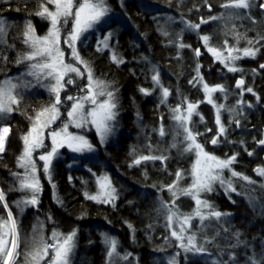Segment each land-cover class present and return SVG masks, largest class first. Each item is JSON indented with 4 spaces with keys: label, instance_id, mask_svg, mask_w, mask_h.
Masks as SVG:
<instances>
[{
    "label": "trees",
    "instance_id": "16d2710c",
    "mask_svg": "<svg viewBox=\"0 0 264 264\" xmlns=\"http://www.w3.org/2000/svg\"><path fill=\"white\" fill-rule=\"evenodd\" d=\"M142 1L132 0L126 3V10L116 9L124 14L127 20H122V25L119 26L120 32L117 35V52L125 61L124 63L113 62L106 51L96 50L93 43L80 49L81 54L99 78L108 82L117 95L121 134L116 137V140H112V144L104 148L99 147L100 160L105 161L106 169L113 172L117 183H122L130 189L132 185L129 183L130 179H132L131 182H139L132 190L135 192L137 201H140V196L145 193V190L149 192L148 197L157 198L156 190L153 191L150 184L159 187L160 184L156 183L169 182L177 170H187L188 159L185 156L180 162L174 161L175 159L171 157L175 154V150L168 146L171 139L164 138L162 141V138H157L155 135L158 132L160 118L170 113L176 97L183 93L185 95L189 93L187 97L200 95L197 88H194V84L189 83L194 71L191 67L195 57L194 49L200 47V42L197 41L195 32H187L183 29L182 22L177 19V16L196 23L199 18L212 13L218 16L223 14V18L231 15L232 21L227 22L225 28L233 29L232 35L236 37L239 34L242 37L240 41L243 43H247L250 39L255 40L257 35L264 36V11L258 6L264 0H256L255 7L235 17L231 10L221 7L226 0H207L211 5L210 9L205 5L204 0H186L184 3L183 0ZM39 2L40 0H0V14L10 20L6 44L0 46V57H3L0 58V81L7 75L19 72L25 65V62L18 64L16 61L28 49V45L23 42L26 23L31 21L38 30L42 28L41 18L35 15V12L39 10ZM249 15L252 19L248 18ZM167 18L170 21L175 20L172 25H167ZM216 24H211L207 30L203 28L201 30L202 32L212 31L211 33L214 34L218 28ZM225 28H218V32L224 34ZM164 32L168 35L165 36ZM179 35L182 36L185 44L183 48L178 47ZM229 38L233 39L232 36ZM255 47L259 48L255 58L244 59L241 62V65L252 73L251 80L247 81L246 86L243 85L245 88L253 89L251 94L243 96L251 107L249 104H245L243 108L238 107V97L234 92H237L239 88L233 82L236 75L224 78L228 87V100L225 103L227 111L223 114V124L227 134L226 137L220 138V143L216 147L211 148L220 155H236L234 168L253 180L257 178L254 170L264 166L262 160L264 145L258 144V141L264 137V70L259 68L260 63L264 62V40ZM155 71H158L162 82L171 88L169 105L167 103L161 106L157 98L147 96L140 91V89L150 88ZM202 73L207 75L221 73V68L214 67L208 71L203 69ZM171 74L175 78H171ZM180 78H182L181 82H179ZM218 79L223 80V77ZM21 97L17 110L7 116L3 122L11 131L8 135L6 150L0 155V189H3L7 203L18 221L22 241L30 242L33 235L39 232L49 237L54 230L68 233L75 229L77 235L73 264H106L100 241L101 232L112 231L116 234L121 248L137 254L141 264H149L154 245L158 244L157 234L162 229L163 215L159 217L149 215L150 210L146 208L147 206H141L140 202L132 204L133 198L129 195L119 199L115 206L96 204L88 200L84 197V187L80 184V178L83 177L86 180L88 176L69 170L62 162H57L54 166L56 186L54 192L44 184L42 203L37 208H29L23 212L16 206L15 202L22 200L24 195L19 188V180L13 176V173L21 174V167L17 162L23 151L21 137L30 129L31 123L28 117L34 116L49 103L44 91L20 94L18 98ZM236 120H239V125L236 124ZM166 121L164 119L165 124ZM205 123H200L201 128L199 127L198 130L210 129L211 132L209 136L206 135L207 138L203 136L202 141H208L211 134L215 133L211 114L206 115ZM201 133L204 134L205 131ZM159 140L165 142V147L168 149L157 151L168 154L169 158L165 160V166L160 161L142 162L136 167L131 165L132 159L140 152L138 147L143 145L146 148L143 152H146L151 149V145H157ZM92 141L98 145L95 140ZM136 152L138 154H135ZM146 175L152 178L146 179ZM221 191L215 190L209 199L221 211L231 213V220L227 223H213L212 226H208L206 235L210 238L215 236V239L223 237L222 241H219L220 244L214 241V244L208 246V254L201 257L184 258L180 253L181 259H178V264H212L216 259L227 261L228 264H247V258L254 253L257 259L264 254V209L260 210L256 205L255 208L250 202H244L242 199L232 202L220 194ZM6 213V209L0 204V216H6ZM129 223L133 231L128 228ZM34 230L37 232L35 233ZM236 231L242 234L240 239L247 241V246L231 248V245L235 243L232 233ZM21 250H24L23 243ZM221 251L224 253L223 256H220ZM229 253L235 254V261L230 260Z\"/></svg>",
    "mask_w": 264,
    "mask_h": 264
},
{
    "label": "snow or ice",
    "instance_id": "6c2138e0",
    "mask_svg": "<svg viewBox=\"0 0 264 264\" xmlns=\"http://www.w3.org/2000/svg\"><path fill=\"white\" fill-rule=\"evenodd\" d=\"M204 3L209 9L211 8L207 0H204ZM49 5H54V10L50 9ZM255 6V0H226V2L221 5V7L225 9L238 10H250ZM259 8L264 11V2L259 4ZM110 11L111 9L106 0H40L39 10L35 12V15L50 22L51 27L49 31L44 36H38L31 21L27 22L25 25L23 42L29 46L30 51L22 54L16 62L18 64L24 61L32 62L28 66L29 74L36 77L38 81L40 79L51 78L54 83L49 86V91L54 94L55 101L50 106L43 107L41 110L37 111L34 116L28 117L31 123L30 129L21 137L23 141V151L18 157L17 162L19 166L24 169V172L23 174L13 173V176L19 180V188L21 190L27 189L30 193V198L15 202L16 206L20 208L21 211L25 206H36L39 203L38 196L42 187L36 175L37 167L33 158V153L36 149L45 147V129H48L60 116L59 105L62 104L60 93L65 88V77L68 76L69 73L83 75L78 67L65 63L64 52L60 48L61 28L67 25L69 20L72 21V27L71 31L67 33L66 43H68V46L72 50V56L79 60L80 63L85 64V67L88 68V83L84 89L87 95L81 97H66L67 101H73L71 109L67 112V116L70 122L74 123L78 128L83 127L86 122L95 125L97 131L100 133L101 141L113 130L111 122L114 121L117 116L115 93L108 90V82L93 78L91 68L80 58L76 49V42L79 41L85 33L101 23ZM222 18L223 14L209 17L211 20H219ZM229 18H232L231 15ZM237 18L239 17L237 16ZM248 18L252 19L250 15ZM207 22V20L201 18L200 23L186 21L185 25L187 28L195 30L200 28V24ZM253 22L255 23V21ZM5 35V22L0 20V42L3 41ZM164 35L167 36L168 33L164 32ZM111 36L112 33H109L104 40L100 42L103 48H109L108 40ZM241 38L242 37L237 34V44ZM209 39L210 37L207 35L202 37L205 45L208 44ZM261 40H264V36L257 35L255 40H247L248 47L242 50L235 46L227 47V55L219 48L209 47L208 51L213 54L217 61L225 63V67L228 71L243 72L244 70L242 68L229 65H234L237 60L243 57H255L256 53L259 51V48L255 46L258 45ZM224 43L227 45V41ZM178 47L183 48L185 45L181 43ZM194 52L195 55H200L199 49H195ZM234 52L236 53L235 55L233 54ZM111 59L117 64L125 62L115 51H113ZM260 68L264 69V64L260 65ZM196 72L197 75L194 77V80L202 84L209 103L212 102L211 93L218 90L222 92L225 91L223 85L210 87L204 82L199 72V65L197 66ZM152 80L156 86L161 88L160 102L162 104L166 103L170 91L168 88L161 85L158 71L152 76ZM66 83L73 84L75 81L69 78ZM189 83L191 84L193 81H189ZM243 85V79L237 81L238 88H242ZM17 87V84L13 83L11 80H5L0 84V155L6 150L8 135L11 131L3 122L8 114L17 110V106L21 103L22 97L18 98L16 94ZM140 91L145 95L150 94L147 89H140ZM246 91L252 93L253 89L248 87ZM100 97L105 98L101 100L99 99ZM256 98L259 100L258 96ZM85 103L91 105V108L87 112L85 111ZM181 103L186 104V108L182 110L181 106L177 105L175 108L171 109V113L172 119L176 122L178 128L182 130L184 142L182 151L187 153L194 152L195 154V161L189 173L192 177V183L187 187H181L180 182L183 179L185 170H178L174 174L175 180L171 184L165 186L172 196L171 203L169 204L168 202L161 201V205L167 213L166 220L171 230L170 236L175 238L178 242V247L183 250L185 255L191 253L198 256L208 254V246L214 244L215 236L210 238L202 231L200 233L193 231L191 221L194 218L198 219L203 228L205 221H219L222 217L231 215V213H223L216 210L215 206L209 201L201 199V194L212 192L214 190L213 185L217 183H219L227 193L236 192L232 180L226 179L223 175L225 169L229 170L232 177H239L249 184H255L256 181L232 169L231 166L236 160V155L221 159L205 150L204 145L197 141V137L202 134L194 132L189 126L193 114L200 116V114L196 112L198 103L194 104L187 102V98H184ZM243 103L242 100L238 101L240 105H243ZM222 107L223 105L217 107L216 124L220 127L217 136L210 141L213 145L219 142L220 135L224 134L226 131L219 118V110ZM249 107H251L250 104ZM229 111H234V109H229ZM137 115L139 116V114ZM160 119L163 120V117ZM200 119L203 120V117L200 116ZM235 122L237 125L240 123L239 120ZM67 129L68 125L65 124L59 131H51L49 133L52 141L51 150L39 156V160L44 161L43 170L48 174L49 180H51V163L53 158L57 156L59 148L67 145L75 152L92 150L93 146L85 137L73 135L69 133ZM158 131L161 136L167 134L163 124L160 125ZM258 144L264 145V139L259 140ZM171 147L175 148L177 145L173 143ZM248 154L252 155V153ZM167 158V156L141 155L134 159L133 163L138 165L141 161L157 159L166 160ZM254 171L257 176L264 177V166L258 167ZM98 184L99 192L95 195L85 193L86 198L115 206V200L118 196L111 178L107 175L99 177ZM53 187H55V185H53ZM260 187L264 188V184H261ZM180 196H189L195 200L196 208L194 212L185 214L179 210L176 201ZM249 202H252V197H249ZM0 204H2L5 209H8L6 216H0V264H19L21 257H23V264H71L70 258L76 248L77 230L74 229L67 234L53 231L50 237L51 243L48 242V238H45L42 232L38 235H33L30 242L26 240L22 241L18 221L9 208L3 189H0ZM174 224H178L179 228L177 229L174 227ZM129 228H132L131 224H129ZM217 235H219V233H217ZM241 235L239 231L232 233V238L235 240V243L231 245V248L235 249L241 245L247 246V241L240 239ZM104 242L111 249L107 252V257L109 264H113V257L119 256V253L116 251L118 242L115 238L108 237L107 235H105ZM22 243L24 244L23 251L21 250ZM130 255V253H127L123 257H120V259L127 260ZM179 255V252L173 255L169 264H178L177 257ZM223 255L224 253L221 251L220 256ZM229 258L232 261L236 260L234 253H229ZM247 259L248 264H264V254H262L260 259H257L254 253ZM212 264H228V262L216 259L213 260Z\"/></svg>",
    "mask_w": 264,
    "mask_h": 264
},
{
    "label": "rangeland",
    "instance_id": "374dc122",
    "mask_svg": "<svg viewBox=\"0 0 264 264\" xmlns=\"http://www.w3.org/2000/svg\"><path fill=\"white\" fill-rule=\"evenodd\" d=\"M129 1H132V0H106L108 6L111 9L110 13L104 18V20L101 23H99L93 29H91L87 33H85L81 37V39L76 42V49L79 53V56L91 68L94 79L103 80V79L99 78V76L96 74V72L94 71V69L90 65V63L83 57L80 49H81V47H85V46L93 43L96 50H98V46H99L98 51H100V52L106 51L107 54L109 55L110 59H111V55H112L113 51H115V53L119 56V53L117 52V50H118V47H117L118 36L117 35L120 32L119 26L122 25L123 19H124L123 21L126 20L125 19L126 16L116 9L118 8L120 10H126V3ZM185 1L186 0H183V3ZM260 3H262V2H260ZM49 7H50V9L54 10L55 6L49 5ZM229 10L232 11L233 17H235L236 15H240L241 13H244V11H247V10H238V9H229ZM211 16H218V15L217 14L213 15V13H212L210 15H206V17H202L204 20H207L208 22L204 23V24H200V28L195 29V30L189 29L186 27L185 22L189 21L188 19L186 20V18L184 19L182 16L181 17L177 16V19H179L182 22L183 29L187 32H192V31L195 32V35L198 37L197 41L200 42V47L195 48V49H199L200 55L199 56L195 55V57L193 58V60H194L193 65H191V67L194 70L193 75L191 76V81H193L194 88H197L200 95L187 97L189 95V93L186 95H185V93H183L180 96H178V98L176 97L174 102H173V105L170 108V113H166L167 116H163V120H160L158 128H157V130H159L160 125L163 124L167 134L165 136H161L159 134V131L157 132V134L155 133L157 138H160V139L162 138V141L164 140V138H170L172 142L170 141V144L168 146L171 147V145L173 143H175L177 145V147H175L176 149L172 147L173 150H175V154L171 155L173 160L175 159L174 161L180 162V160H181V158H183V156H185V158L188 159V164L186 165L187 166V170H186L187 172L184 171L183 179L180 182L181 187H187L188 185H190L192 183V177L190 176L189 173H190L191 166L195 161V154H194V152L187 153V152L182 151V148L184 147L182 130H180L178 128L176 122L172 119L171 109L175 108L177 105H180L181 109L184 110L186 108V104L181 103V101L184 98H187V102L194 103V104L198 103V107L196 109V112L199 113L200 116L203 117V120L200 119V116L193 114V116L191 118V123L189 125L194 132L201 133V132L205 131L204 134L201 133L202 135H199L197 137V141L204 145V148L207 152H209V153H211V154H213V155H215L221 159H225L227 157L232 156V155L227 156L225 154L220 155V154L216 153L215 151L211 150V148H213L214 146L216 147L220 143V138L226 137V134H227V130H226L224 134L220 135L219 142L217 144L213 145L210 143V141L214 137L217 136V133H218L219 127H220L219 125L216 124L217 107L219 105H223V107L220 108V110H219V118H220L221 124L224 126L223 114L227 111L226 107H225V103L228 100V93H227L228 87L226 86V79H224V78H227L230 75H236L234 80H233L235 86H237L238 77H241L244 80V86H246L245 84H247V81L251 80L252 73L249 70L245 69V67H243L241 65V62L244 59L255 58V57H243V58L237 60L234 65H231V64L229 65V66H235L237 68H242L244 70L243 72H239V71L230 72L225 67V63H222L221 61H217L215 59V57L213 56V54L208 51L209 47L219 48L221 51L224 52L225 55H227V52H226L227 47L235 46V47H238L239 49L242 50L245 47H248V44L243 43V41H240V40H239V43L237 44L236 37H234V35H232L234 30L233 29L227 30L225 28L227 26V22L230 23V21H232V18L227 17V18H222L219 20H211V19H209V17H211ZM0 20H3L5 22L6 35H7L8 26L10 25V21L8 20V18L6 16H3L1 14H0ZM174 21H175L174 19H172L171 21L168 18L166 19L168 26L172 25L173 24L172 22H174ZM200 21H201V18H199V20L196 21V23H200ZM40 22H41V24H43V25H41V27H42L41 30H38L37 26L34 23H32V24L35 28L36 34L38 36H44L49 31L51 24L49 21H47L43 18L40 19ZM117 22H119V23H117ZM214 23L218 24V28L224 27L225 28L224 32L226 34L225 33L224 34L219 33L218 28H216L214 34L211 33L212 31L211 32H206V31L202 32V30H201L202 28L204 30H207L208 29L207 27L208 26L210 27V25L214 24ZM71 27H72V21L69 20L68 24L61 28L60 48L64 52L65 63L72 64L73 66L78 67L80 69V71L83 73V75L81 76V75H77L75 73H69V75L65 77V88L60 93V97H61V101H62V104L59 105L60 116L53 124L50 125V127L48 129H45V132H44V137H45L44 145H45V147L36 149L33 153V158L35 160L36 167H37L36 175H37V177L40 181L41 187H42V190L38 196V200H39L38 205L40 203H42L44 184L48 185V187L53 192L56 190V186L53 187V185H55V182H54V175H55L54 174V170H55L54 166L57 162L64 163V165L67 166V168L71 171H76L77 173L81 172V173L88 176V179H86V180L83 177L80 178V184H82L84 187L83 188L84 189L83 190L84 197H86L85 193H88L89 195H95L96 193H98L99 192L98 178L102 177L104 175H107L111 178L112 184L114 185V187L117 190L118 198L115 200V203L119 199L125 197L126 195H129L130 198L131 197L133 198L132 204L140 202L139 204L141 206H145V207L147 206L146 208L150 210V211H148L149 215L153 214L154 216H157V217L163 215L162 216L163 222L161 225L162 229L157 234L158 244L154 245L155 248L151 252L149 264H169L170 259L177 252L183 254L184 258L188 257V256H192L194 258L201 257V255L197 256V255H193L191 253L185 255L183 253V250L178 247V242L175 240V238L170 236L171 230L168 227V222L166 220L167 213H166V210L162 207L161 201L168 202L169 204L171 203L172 196H171L170 192L168 191L167 187H165V186L171 184L175 180V176H173V179H171L167 183H163L162 181H159V183H156V184H160L159 187H156V186L154 187V185L150 184V188L153 191L156 190L155 195L157 196V198L151 197V196L148 197L147 194H149V192L147 190H145V193L140 196V201H137V199L134 195L135 192H132V190H134V185H138L137 183H139V182H137V181L131 182L132 179H130V180L128 179L130 181V182L129 181L128 182L132 184L130 189L128 188V186H125L122 183H117L116 180L114 179L113 172L110 169H106L107 167H106L105 161L100 160L99 147L104 148L107 145L112 144L113 143L112 140H116V137L121 134L122 128L119 125L118 110L116 109V111H117L116 119L111 122L113 130L111 133H109L107 135V137L103 141H101L100 133L97 131L95 125H93L92 123L86 122V123H84L83 127L78 128L75 126L74 123L70 122V119L67 116V112L71 109V105H72L73 101H67L66 97L67 96L81 97V96L87 95V92L84 91V89L88 83V79H87L88 68L85 67V64L80 63L79 60L75 59L72 56V50L68 46V43H66L67 33L69 31H71ZM109 33H112L111 38L108 40L109 48H103L102 45H100V42L102 40H104V38ZM6 35L4 36L3 41L0 42V46L6 44V37H7ZM205 35L210 37L207 45H205L204 41L202 40V37ZM230 36H232L233 39L229 38ZM177 40H178L177 41L178 45L181 43L184 44V41H183L181 35H179ZM225 41H227V45H225V43H224ZM186 44H188V43H186ZM28 51H30L29 46H28L26 53ZM233 54L235 55L236 53L234 52ZM24 62H25V65H24L22 70H20L17 73H13V74L5 76L4 78L1 79L0 84H2V82L5 80H11L13 83L17 84V86H18L16 89V94L18 96L20 94L23 95L24 93H28V92L44 91L45 95L47 94V97L49 99V103L47 104V106H50L55 101L54 94L49 91V86L52 83H54V81L51 78L40 79L38 81L36 77L29 74V67L28 66L32 62H30V61H24ZM198 65H199L200 75L203 77V81L206 82L210 87L215 86V85H223L224 86L225 91L222 92V91L218 90L216 92L211 93V100H212L211 103L208 102L207 94L204 92L202 84L197 82L196 80H194V77H196V75H197L196 69H197ZM214 67H217L218 69L221 68V73H217V74L210 73L208 75L202 73L203 69L208 71ZM156 72L157 71H155V73L153 75H155ZM211 74H212V77H211ZM170 76H171V78H175V76L173 74H171ZM221 76L223 77V80L218 79L219 77L221 78ZM69 78L74 80L75 83L67 84L66 81ZM159 79H160L161 85L163 87L168 88L170 91V95L167 98V102L164 104H162L160 102V100H161V88L156 86L155 83L153 82V80L150 83V86H149L150 88L147 89V90H149V93H150L147 96H153V97L157 98L158 102L161 104V106H165L167 103L169 105V101L171 99V88L168 87L164 82H162L160 77H159ZM181 81H182V78H180L179 82H181ZM247 88L248 87H246V88L242 87V88L237 89V92L236 91L234 92V94H237L235 96L238 97L237 98V104H238V101H241V100L244 102L243 105L238 104L239 108H243L245 104H249V102H247L248 100L243 97L245 94L246 95L251 94V93L246 91ZM108 90L113 91L115 93L116 102H117L116 91L110 84H109ZM230 91H231V89H230ZM104 98L105 97H100L99 99L103 100ZM90 108H91V105L89 103H85V111L87 112ZM204 109H205V111H204ZM10 114H8V116ZM210 114L212 115V122H213L212 124H213V127L215 128V133H214V135L211 134L210 139L208 141H202L201 139L203 138V136H205V137H206V135L209 136V133L211 132V130L210 129L204 130L202 128V130L199 131L198 130L200 127L199 125H200V123H205L206 115H210ZM164 119L167 120L166 124L164 122ZM89 121H90V118H89ZM65 124L68 125L67 130L69 133H71L73 135H79V136L85 137L89 141V143H91V145L93 147H92L91 151L85 150L84 152H75L71 148H69L67 145L59 148L57 156L55 158H53L52 163H51V167H50L51 180H49L48 174H46L43 170L44 161L39 160V156L41 154H46L48 151L51 150L52 141H51V137H50L49 133L51 131H59ZM166 125L168 126L167 129H166ZM224 128L226 129L225 126H224ZM263 139H264V137H263ZM92 140H95L98 143V145L93 143ZM162 141L159 140L157 145H151L150 146L151 149H149V151H146V152H143L146 149L143 147V145L138 147L140 152H139V154L137 152L135 153L138 155H135L134 159L138 158L141 155L167 156L168 157L167 153L157 152L160 149L168 150L167 147H165V142H162ZM207 145L209 147H207ZM179 147H181V148L179 149ZM175 157H177V158H175ZM134 159H132L131 165L133 167H136V164L133 163ZM169 160H171V159H169ZM155 161H160L163 166H165V164H166L165 160L157 159V160L141 161V163L138 164L137 166H140L142 164V162L146 163V162H155ZM234 163H235V161H234ZM234 163L231 166L232 169L238 173H241L234 168ZM183 170H185V169H183ZM23 172H24V169L21 168V174H23ZM223 175L226 179L232 180L233 186L236 188V192L235 193L225 192L224 188L219 183L213 185L214 190L212 192H215V190L217 192H219V190H222L220 194H222L223 196H225L227 199H229L232 202L236 201V199L237 200L242 199V200H244V202H249V197H252L251 205L254 206L255 208L257 206V208H259L260 210L264 209V188L260 187L261 184H264V177H259L255 173V175L257 177V178H255L256 183L255 184H249L247 181H244V180L240 179L239 177H232L228 169L224 170ZM145 178L150 179L152 177H149L148 175H146ZM143 181H145V179H143ZM262 181H263V183H262ZM161 189L164 190L163 193H162ZM22 191L24 192L22 200L30 198V193L27 189H24ZM212 192L201 194V199L209 201L211 204H213L215 206L216 210L223 212V213H228L226 211H221L220 209H218V207L209 199V196L212 194ZM88 200H91V199H88ZM91 201L96 203V204L112 205V204H108V203H101V202H98L95 200H91ZM187 201H189V203H187ZM38 205H36V206H31V205L25 206V207H23L22 211L25 212V210H27L29 208H37ZM176 205L179 208V210L185 214L194 212V210L196 208L195 200L189 196H180L179 199L176 201ZM157 217H154V219H158ZM228 220H231L230 216H224L219 221H215V220L205 221L204 226L202 228L200 221L198 219L194 218L191 221L192 230L197 231L198 233H200L202 231L204 234H207L206 232H207V230H209L208 226H212L213 223H218V222L219 223H221V222L227 223ZM149 227L151 228L152 226L150 225ZM174 227H176L178 229L179 225L174 224ZM39 229L41 230V228H39ZM131 230L133 231L134 229L131 228ZM54 231H58V230H54ZM36 232L37 231H35V233ZM52 232L53 231H51L49 237L44 236L45 238H48L49 243L52 242L50 239ZM58 232H61V231H58ZM39 233H37L36 235H38ZM61 233H64V232H61ZM68 233H70V232H68ZM65 234H67V233H65ZM105 235H107L108 237H111V238H115L118 242L116 251L119 253V256L113 257V264H141L137 254L133 253L131 250L121 248L116 234H114L112 231H103V232H101L100 241H101L103 249H104V254L106 257L105 258L106 264H109L107 252L110 251L111 249L104 242ZM222 239H223V237H221V238L218 237V239H215V242L217 244H220L219 241L220 240L222 241ZM223 243L225 244L226 242H223ZM74 253H75V249H74L73 254ZM127 253L131 254L127 260L120 259V257H123ZM73 254L71 255V258H70L71 264H73ZM178 259L179 260L181 259L180 255L177 257V260ZM19 264H23V258L21 259Z\"/></svg>",
    "mask_w": 264,
    "mask_h": 264
},
{
    "label": "water",
    "instance_id": "95a60500",
    "mask_svg": "<svg viewBox=\"0 0 264 264\" xmlns=\"http://www.w3.org/2000/svg\"><path fill=\"white\" fill-rule=\"evenodd\" d=\"M262 64H264V62L260 63V65H262ZM260 65H259V68H260ZM260 69H261V68H260ZM261 70H264V69H261ZM240 79H242V78H241V77H238L237 81L240 80ZM262 160H263V162H264V154H263V156H262ZM9 208H10V207H9ZM6 211H8V209H6Z\"/></svg>",
    "mask_w": 264,
    "mask_h": 264
},
{
    "label": "flooded vegetation",
    "instance_id": "af4514ba",
    "mask_svg": "<svg viewBox=\"0 0 264 264\" xmlns=\"http://www.w3.org/2000/svg\"><path fill=\"white\" fill-rule=\"evenodd\" d=\"M10 21V20H9Z\"/></svg>",
    "mask_w": 264,
    "mask_h": 264
}]
</instances>
